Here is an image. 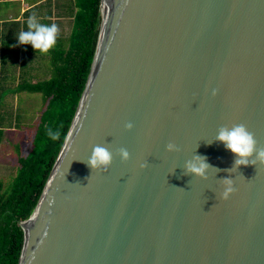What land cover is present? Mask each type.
Instances as JSON below:
<instances>
[{"label": "water", "instance_id": "water-1", "mask_svg": "<svg viewBox=\"0 0 264 264\" xmlns=\"http://www.w3.org/2000/svg\"><path fill=\"white\" fill-rule=\"evenodd\" d=\"M236 124L264 147V0H104L17 264H264V163L237 167L216 139ZM97 144L107 170L87 164ZM197 155L206 179L186 171Z\"/></svg>", "mask_w": 264, "mask_h": 264}, {"label": "trees", "instance_id": "trees-1", "mask_svg": "<svg viewBox=\"0 0 264 264\" xmlns=\"http://www.w3.org/2000/svg\"><path fill=\"white\" fill-rule=\"evenodd\" d=\"M76 9L67 47L48 54L52 73L43 80L22 81L15 91L40 92L44 101L28 152L18 157L16 174L4 187L0 180V264H17L23 244L20 222L35 208L69 129L85 87L101 20V0H73ZM1 119V117H0ZM59 130L53 141L47 129Z\"/></svg>", "mask_w": 264, "mask_h": 264}, {"label": "rangeland", "instance_id": "rangeland-1", "mask_svg": "<svg viewBox=\"0 0 264 264\" xmlns=\"http://www.w3.org/2000/svg\"><path fill=\"white\" fill-rule=\"evenodd\" d=\"M59 2H62V6L52 10L51 17L47 18L48 23L46 24L55 23L58 25L59 33L56 44L61 43L62 47L66 48L76 7L73 0H60ZM37 52L30 54H34L35 61L40 68L33 71L34 74L31 76L16 77L15 82H34L46 79L51 75L52 66L49 54ZM9 90L10 88L7 86L3 89L0 106V180L4 187L11 183L16 174L18 157L28 152L40 112L44 107L40 92H8ZM9 97L10 101L7 99Z\"/></svg>", "mask_w": 264, "mask_h": 264}, {"label": "clouds", "instance_id": "clouds-1", "mask_svg": "<svg viewBox=\"0 0 264 264\" xmlns=\"http://www.w3.org/2000/svg\"><path fill=\"white\" fill-rule=\"evenodd\" d=\"M27 29L16 34L17 44H30L35 52L47 54L49 50L56 44L59 33L58 25L43 24L38 21L33 14L26 20ZM13 47L16 45H12ZM215 94V90L213 91ZM126 128L131 129L133 125L127 123ZM48 137L55 141L61 133L59 130L47 129ZM216 139L222 142L226 149L236 154L235 166L255 164L256 162L264 163V147H257L254 135L243 124H236L231 127L222 126L219 128ZM67 140V137H65ZM168 151H177L176 144L169 142L167 144ZM118 154L121 159L126 161L129 159L130 153L126 148H120ZM251 157V159H249ZM113 160V153L104 145L97 144L93 146L91 155L87 159V164L93 170H107ZM145 165H141L144 167ZM211 165L207 162L206 157L195 156L192 160L186 162L187 173L194 174L197 177L207 178L206 170ZM223 191L221 197L227 199L229 195L235 191L233 180L225 178L223 181Z\"/></svg>", "mask_w": 264, "mask_h": 264}, {"label": "crops", "instance_id": "crops-1", "mask_svg": "<svg viewBox=\"0 0 264 264\" xmlns=\"http://www.w3.org/2000/svg\"><path fill=\"white\" fill-rule=\"evenodd\" d=\"M60 0H0V106L3 89L17 92L16 77L31 76L40 66L30 44H17L16 34L27 29L26 20L35 15L40 23H48L52 10L62 6ZM16 45V46H12ZM31 50V51H30ZM38 53V52H37ZM21 83V82H20ZM15 86H11V85ZM9 101L11 98H7ZM1 117V116H0Z\"/></svg>", "mask_w": 264, "mask_h": 264}, {"label": "bare ground", "instance_id": "bare-ground-1", "mask_svg": "<svg viewBox=\"0 0 264 264\" xmlns=\"http://www.w3.org/2000/svg\"><path fill=\"white\" fill-rule=\"evenodd\" d=\"M103 3H104V0H103ZM103 3H102V5H101V10H100V15H101V17H102ZM100 23H101V20H100ZM99 30H100V25H99ZM95 57H96V56H95ZM94 64H95V63H94ZM27 223H28V222H26L24 225L27 226Z\"/></svg>", "mask_w": 264, "mask_h": 264}]
</instances>
